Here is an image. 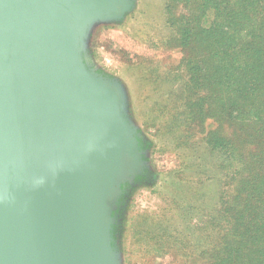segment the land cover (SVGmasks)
Wrapping results in <instances>:
<instances>
[{"label": "water", "instance_id": "1", "mask_svg": "<svg viewBox=\"0 0 264 264\" xmlns=\"http://www.w3.org/2000/svg\"><path fill=\"white\" fill-rule=\"evenodd\" d=\"M133 6L0 0V264H120L113 211L143 151L86 48Z\"/></svg>", "mask_w": 264, "mask_h": 264}, {"label": "trees", "instance_id": "2", "mask_svg": "<svg viewBox=\"0 0 264 264\" xmlns=\"http://www.w3.org/2000/svg\"><path fill=\"white\" fill-rule=\"evenodd\" d=\"M190 2L197 0H166V15L177 4ZM208 2V12L204 11L208 21L205 28H199L196 14L192 17L168 14L159 20L150 12L144 14L146 28H143L154 36L159 29V39L170 42V46L179 42L188 46L189 42L204 35L208 51L205 71L211 82L209 94L204 93L200 98L207 106H198L194 116L202 117L203 121L206 117L216 118L219 113L223 114L219 115L222 136L212 137V148L208 151L213 155L205 157L203 164L210 176L208 187L216 184L217 178L213 175L217 169L225 170L230 183L224 195L219 185L215 196L220 195V202L213 203L207 212L205 207L212 197L203 188L175 209H165L166 212L156 219L152 214L141 216L134 223L132 244L137 245L131 251H136L138 260L151 255L143 260L147 264H156L154 257L158 252H180L177 251L178 240H185L188 248L184 253L187 251L194 264H198L201 255L206 257L205 264H264V101L261 99V91H264V0ZM197 48L196 44L190 45L192 51ZM193 67L194 71L200 70L197 63L191 69ZM192 77L198 86L200 81ZM215 98L219 99V113L215 112ZM214 132L211 130L208 135ZM216 156L224 161L222 166L215 163ZM224 196L227 198L223 201ZM201 224H205V233L200 230ZM113 235L116 243V224ZM147 247L151 249L150 255L146 254Z\"/></svg>", "mask_w": 264, "mask_h": 264}, {"label": "rangeland", "instance_id": "3", "mask_svg": "<svg viewBox=\"0 0 264 264\" xmlns=\"http://www.w3.org/2000/svg\"><path fill=\"white\" fill-rule=\"evenodd\" d=\"M165 2L133 0L134 6L124 19L98 23L87 42L86 54L90 66L124 88L127 115L136 128L143 151L142 171L123 184L114 215L118 231V239L116 243L114 240V244L120 255V264H147L143 260L151 258V249L148 247L146 254L150 256L140 261L136 251H131L137 245L132 244L135 237L134 223L141 216L152 214L156 219L157 215L162 216L166 212L165 209H175L203 188L212 197L207 201V212L213 203L218 205L220 202V195L215 196L219 185L224 195L230 183L225 170L217 169L213 175L217 182L208 187L210 176L203 164L205 157L213 155L208 151V148H212V137L216 139L222 136L219 99L215 98V112L219 113L216 118L206 117L201 121L202 117L194 116L198 106H207L200 98L204 93L209 94L211 82L205 71L208 51L204 35L189 42L188 46H182L184 44L180 45V42L170 46V42L159 39V29L155 36L144 29V14L150 12L155 18L162 19L166 15ZM209 6L208 0H197L188 5L181 3L168 10L167 15L192 17L196 14L199 28H205L208 21L204 11L208 12ZM167 32L174 33L172 30ZM192 44L198 47L196 51L190 49ZM192 53L196 55L193 57ZM186 60L191 62L188 64ZM196 63L200 66L199 71H194V67L191 69ZM192 76L200 81L198 86H195L197 84ZM215 88L216 97L218 90ZM262 92L261 99L264 101ZM211 130L215 131L212 136L208 135ZM215 158L217 166H222L224 161L218 156ZM200 228L205 233V224H201ZM176 242L177 251L180 252H158L154 263L194 264L187 251L184 253L188 248L185 240ZM205 258L201 255L197 263L205 264Z\"/></svg>", "mask_w": 264, "mask_h": 264}]
</instances>
